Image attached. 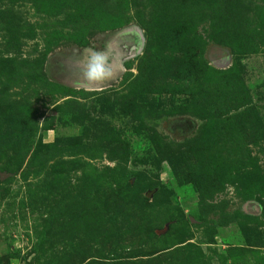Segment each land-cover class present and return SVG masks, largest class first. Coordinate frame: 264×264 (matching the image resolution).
Returning <instances> with one entry per match:
<instances>
[{
	"label": "rangeland",
	"instance_id": "rangeland-1",
	"mask_svg": "<svg viewBox=\"0 0 264 264\" xmlns=\"http://www.w3.org/2000/svg\"><path fill=\"white\" fill-rule=\"evenodd\" d=\"M0 264H264V0H0Z\"/></svg>",
	"mask_w": 264,
	"mask_h": 264
}]
</instances>
